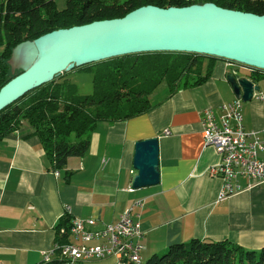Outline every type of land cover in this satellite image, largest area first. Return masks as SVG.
Wrapping results in <instances>:
<instances>
[{"label":"crops","instance_id":"crops-1","mask_svg":"<svg viewBox=\"0 0 264 264\" xmlns=\"http://www.w3.org/2000/svg\"><path fill=\"white\" fill-rule=\"evenodd\" d=\"M232 73L250 79L248 68L214 60L210 77L200 84L175 91L165 85L167 93L156 102L152 98L148 113L128 121L100 123L90 135L86 154L71 157L62 171L51 169L27 124L1 141L2 264H45L44 255L54 247L56 227L67 207L71 219L94 220L92 230L116 223L133 207L142 233L141 254L149 259L192 239L261 250L264 184L220 200L222 181L208 175L220 156L204 145L202 117L207 109L218 111L222 104L237 99L227 81ZM255 84L260 90L254 98L242 101L243 123L247 130L262 132L264 78ZM154 137L159 139L160 183L133 190L135 143ZM240 184L245 186L246 181Z\"/></svg>","mask_w":264,"mask_h":264},{"label":"trees","instance_id":"trees-1","mask_svg":"<svg viewBox=\"0 0 264 264\" xmlns=\"http://www.w3.org/2000/svg\"><path fill=\"white\" fill-rule=\"evenodd\" d=\"M206 2L264 15V0H67L63 10L57 8L56 0H0V90L20 74L11 73L8 61L13 48L22 42L60 29L123 18L144 6L182 8ZM214 60L240 65L191 53L127 55L82 67L94 76V91L85 96L70 83L71 72H65L0 112V142L27 124L39 139L51 169L62 171L71 157L86 154L90 135L100 123L128 121L148 113L152 109L149 97L163 82L171 91L200 84L210 77ZM248 69L254 83L264 78L263 70ZM71 230V217L63 216L56 227L55 243H69ZM62 262L57 252L45 264ZM144 264H264V247L251 251L227 241L192 239L170 246L166 254L155 255Z\"/></svg>","mask_w":264,"mask_h":264},{"label":"water","instance_id":"water-1","mask_svg":"<svg viewBox=\"0 0 264 264\" xmlns=\"http://www.w3.org/2000/svg\"><path fill=\"white\" fill-rule=\"evenodd\" d=\"M154 52L220 58L264 71V15L226 9L212 2L182 8L144 6L123 18L60 29L13 48V75L0 90V112L65 72L109 59ZM235 97L251 101L252 80L229 74ZM159 139L135 143L132 189L160 183Z\"/></svg>","mask_w":264,"mask_h":264},{"label":"built area","instance_id":"built-area-1","mask_svg":"<svg viewBox=\"0 0 264 264\" xmlns=\"http://www.w3.org/2000/svg\"><path fill=\"white\" fill-rule=\"evenodd\" d=\"M242 105V100L236 99L222 104L218 111L207 109L202 117L204 145L213 147L220 156V162L208 169L209 177L222 181L220 200L264 184V131L245 128ZM241 180L246 181L245 186L240 184ZM69 214L67 207L64 216ZM71 220L70 242L55 243L44 259H54L57 252L62 256V264H87L110 258H115L116 264H135L142 258V233L133 217V207L116 223L101 230L91 229L95 225L92 219Z\"/></svg>","mask_w":264,"mask_h":264},{"label":"rangeland","instance_id":"rangeland-1","mask_svg":"<svg viewBox=\"0 0 264 264\" xmlns=\"http://www.w3.org/2000/svg\"><path fill=\"white\" fill-rule=\"evenodd\" d=\"M67 0H56V5L59 10H63L66 7ZM0 55H1V50H0ZM93 73L88 70H84L81 68H76L73 71H71L69 75V80L70 83L76 85L78 92L80 95L85 96V95H91L93 93ZM166 83L163 82V85L159 86L153 93L150 95L149 100L150 102L153 101L152 98H154V102L157 101L161 96H164L168 89L165 87ZM167 86V85H166ZM152 104V102H151ZM168 252H160L158 253V257L163 256ZM142 255V254H141ZM150 257H146L142 255V259L145 261L149 260ZM87 264H116L115 258H110L106 260H99V261H92Z\"/></svg>","mask_w":264,"mask_h":264},{"label":"bare ground","instance_id":"bare-ground-1","mask_svg":"<svg viewBox=\"0 0 264 264\" xmlns=\"http://www.w3.org/2000/svg\"><path fill=\"white\" fill-rule=\"evenodd\" d=\"M192 1H195V0H192ZM200 1V0H199ZM52 259H46V262H50ZM135 264H143L142 261H141V258H140V261L135 263Z\"/></svg>","mask_w":264,"mask_h":264}]
</instances>
